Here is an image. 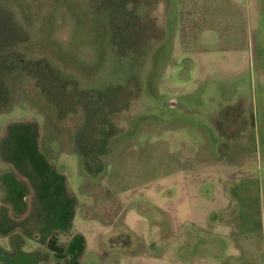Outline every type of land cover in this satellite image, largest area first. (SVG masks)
I'll return each instance as SVG.
<instances>
[{
	"label": "rangeland",
	"instance_id": "obj_1",
	"mask_svg": "<svg viewBox=\"0 0 264 264\" xmlns=\"http://www.w3.org/2000/svg\"><path fill=\"white\" fill-rule=\"evenodd\" d=\"M13 122L82 264H264V0H0Z\"/></svg>",
	"mask_w": 264,
	"mask_h": 264
},
{
	"label": "crops",
	"instance_id": "obj_2",
	"mask_svg": "<svg viewBox=\"0 0 264 264\" xmlns=\"http://www.w3.org/2000/svg\"><path fill=\"white\" fill-rule=\"evenodd\" d=\"M27 138L30 154L24 151ZM38 146L31 126L13 122L0 133V165L10 169L0 177L6 184L0 185V259L4 264H82L88 242L80 231L72 233L78 200L56 168L40 158L47 167L43 172L31 159L40 154ZM51 239L62 252L48 247Z\"/></svg>",
	"mask_w": 264,
	"mask_h": 264
},
{
	"label": "trees",
	"instance_id": "obj_3",
	"mask_svg": "<svg viewBox=\"0 0 264 264\" xmlns=\"http://www.w3.org/2000/svg\"><path fill=\"white\" fill-rule=\"evenodd\" d=\"M55 239H51L48 243V247L51 249V250H54V251H60L62 252L63 249L62 247H56L54 244H55Z\"/></svg>",
	"mask_w": 264,
	"mask_h": 264
}]
</instances>
